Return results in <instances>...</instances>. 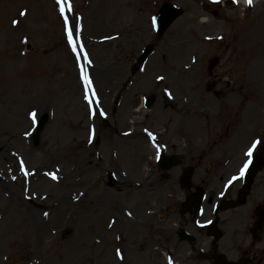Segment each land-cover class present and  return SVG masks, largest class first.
<instances>
[{
    "label": "rangeland",
    "instance_id": "obj_1",
    "mask_svg": "<svg viewBox=\"0 0 264 264\" xmlns=\"http://www.w3.org/2000/svg\"><path fill=\"white\" fill-rule=\"evenodd\" d=\"M70 1L66 16L56 0H0V264H155L157 231L172 228L185 194L177 190L183 166L200 174L202 159H232L235 171L261 139L264 0L247 10L206 0ZM165 2L184 15L159 36L153 19ZM148 45L150 59L133 74ZM214 57L221 64L210 76ZM240 83L259 95L240 110L244 126L237 132L236 118L226 131L224 112L234 108L236 117ZM43 114L49 119L38 134ZM162 153L182 164L162 171ZM141 242L148 251H138Z\"/></svg>",
    "mask_w": 264,
    "mask_h": 264
},
{
    "label": "flooded vegetation",
    "instance_id": "obj_2",
    "mask_svg": "<svg viewBox=\"0 0 264 264\" xmlns=\"http://www.w3.org/2000/svg\"><path fill=\"white\" fill-rule=\"evenodd\" d=\"M260 182L254 181L252 193L264 192V180ZM211 190L216 193L214 187ZM214 193L211 195L214 196ZM233 197L234 194L229 195L228 200ZM177 206L174 208H180ZM192 211L191 215H195ZM172 214L175 215L176 223H173L177 229L172 232L166 224L163 227V246L161 245V250L165 251L172 264H228L240 259H247L254 264H264V242L261 247V244L254 242L251 237H248L250 242L247 244L244 241L245 237L240 241L234 240L233 234L230 235L231 226L225 220L217 219L210 225L198 228L193 218H185V213L176 210ZM171 218L168 221H171ZM152 255L155 264H161L160 255L163 257V254L160 252Z\"/></svg>",
    "mask_w": 264,
    "mask_h": 264
},
{
    "label": "water",
    "instance_id": "obj_3",
    "mask_svg": "<svg viewBox=\"0 0 264 264\" xmlns=\"http://www.w3.org/2000/svg\"><path fill=\"white\" fill-rule=\"evenodd\" d=\"M179 15V12L173 10V8L171 7H167V10L165 8V11H163L161 17H159V22L161 25V29L164 30L167 26H169V24ZM147 54L144 55V57L142 59L139 60V62H141L142 60H144L146 58ZM47 115H44L41 119L40 122V126H39V131H41L43 129V127L45 126L46 122H47Z\"/></svg>",
    "mask_w": 264,
    "mask_h": 264
},
{
    "label": "snow or ice",
    "instance_id": "obj_4",
    "mask_svg": "<svg viewBox=\"0 0 264 264\" xmlns=\"http://www.w3.org/2000/svg\"><path fill=\"white\" fill-rule=\"evenodd\" d=\"M57 2H58V3H62V0H57ZM246 2H247L250 6L252 5V0H246ZM63 12H64V8L61 7V13H63ZM22 15H26V13H22ZM65 22H67V19H66V18H65ZM14 23H18V22H14ZM68 37H69V42L71 43V42H72V31H71V29H69V31H68ZM74 50H75V46H74ZM84 79H85V83H86V84H90V81H89L87 75H85ZM161 79H163V77H161ZM31 116H32L33 121H35V119H36V114H35V113H32ZM149 135H151V134H149ZM152 139L154 140L155 137H152ZM259 143H260L259 141L254 142L253 150H250V151H248V152L246 153L249 157H251V156L253 155V151H254L255 147H256V145H259ZM249 162H250V161H249ZM247 167H248V165L245 164L244 168H243L242 171H241V175H243V173H244L245 171H247ZM53 179H56V177L53 176ZM45 216H47V213H45ZM169 264H172V262L169 261Z\"/></svg>",
    "mask_w": 264,
    "mask_h": 264
},
{
    "label": "bare ground",
    "instance_id": "obj_5",
    "mask_svg": "<svg viewBox=\"0 0 264 264\" xmlns=\"http://www.w3.org/2000/svg\"><path fill=\"white\" fill-rule=\"evenodd\" d=\"M241 2H244V0H242ZM202 22H205L206 23V20L205 19H203L202 20ZM96 78H98L100 81H102V80H104L106 77H105V75L103 74V73H97L96 74ZM94 79H95V76H94ZM142 109H143V107H138L137 108V112L138 113H140L141 111H142ZM120 137H124V135H120ZM30 175V174H29ZM31 176V175H30ZM1 190H3L2 188H1ZM4 193V192H3Z\"/></svg>",
    "mask_w": 264,
    "mask_h": 264
}]
</instances>
